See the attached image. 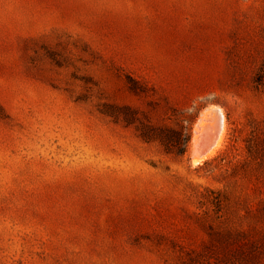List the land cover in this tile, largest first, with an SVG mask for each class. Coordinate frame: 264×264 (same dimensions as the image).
<instances>
[{
  "label": "rangeland",
  "instance_id": "1",
  "mask_svg": "<svg viewBox=\"0 0 264 264\" xmlns=\"http://www.w3.org/2000/svg\"><path fill=\"white\" fill-rule=\"evenodd\" d=\"M262 73L264 0H0V264H264Z\"/></svg>",
  "mask_w": 264,
  "mask_h": 264
},
{
  "label": "trees",
  "instance_id": "2",
  "mask_svg": "<svg viewBox=\"0 0 264 264\" xmlns=\"http://www.w3.org/2000/svg\"><path fill=\"white\" fill-rule=\"evenodd\" d=\"M262 74L261 77L263 76ZM119 109L129 110V107L122 106ZM167 119L171 121V124L154 126L149 122H140V126H137L139 136L147 143H159L167 154L183 156L190 142V126L192 120L177 109H173ZM135 121L132 118L125 120L127 125L135 123Z\"/></svg>",
  "mask_w": 264,
  "mask_h": 264
},
{
  "label": "bare ground",
  "instance_id": "3",
  "mask_svg": "<svg viewBox=\"0 0 264 264\" xmlns=\"http://www.w3.org/2000/svg\"><path fill=\"white\" fill-rule=\"evenodd\" d=\"M215 111H203L194 125L190 147L192 165L211 158L223 145L226 125L223 115Z\"/></svg>",
  "mask_w": 264,
  "mask_h": 264
},
{
  "label": "water",
  "instance_id": "4",
  "mask_svg": "<svg viewBox=\"0 0 264 264\" xmlns=\"http://www.w3.org/2000/svg\"><path fill=\"white\" fill-rule=\"evenodd\" d=\"M192 157H190V159H191Z\"/></svg>",
  "mask_w": 264,
  "mask_h": 264
}]
</instances>
